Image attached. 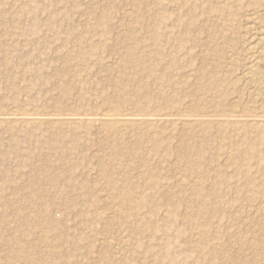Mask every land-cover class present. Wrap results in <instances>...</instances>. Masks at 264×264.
I'll list each match as a JSON object with an SVG mask.
<instances>
[{"label": "rangeland", "instance_id": "1", "mask_svg": "<svg viewBox=\"0 0 264 264\" xmlns=\"http://www.w3.org/2000/svg\"><path fill=\"white\" fill-rule=\"evenodd\" d=\"M251 42L263 74L264 0H0V115L252 109ZM143 129L0 121V264H264V141L241 172L214 128L132 157Z\"/></svg>", "mask_w": 264, "mask_h": 264}, {"label": "bare ground", "instance_id": "2", "mask_svg": "<svg viewBox=\"0 0 264 264\" xmlns=\"http://www.w3.org/2000/svg\"><path fill=\"white\" fill-rule=\"evenodd\" d=\"M256 19L252 18V20ZM254 43L255 42H251L250 44L248 43L249 45L247 46V56H245L247 65L244 74V78H246L247 81L256 85L255 91L253 92L254 100L252 101V109L245 107L242 111L231 113H215L211 115L194 114L192 112L177 115H156L152 113H134L123 115L114 109H107L101 114L93 115L94 117L86 114H68L65 117H62L60 114H30L10 111V113L1 114L0 121H9L12 127L14 126L15 128L18 125L31 127L43 124L44 122H47L50 128H56L63 125H67L69 128H76L80 125L96 123L101 130V133H104L107 136H113L117 134V130L123 125L133 128L143 127L145 132L142 135L146 138H149V141H151V149H148L146 151L147 153L145 154V152L140 153L133 148L130 149L124 147L125 149H130V151H127L130 156H134L135 158L140 157L141 159L145 158L146 156H149L147 158L149 159L162 155L161 144L163 140L160 138L162 134L160 133V130L163 128H166L173 133H181L185 135H192L197 131H205L214 128L218 133H220L221 136L225 138L228 137L230 140L234 139L236 141L235 144H240V146L247 144L245 151H242L240 147L238 151L239 156H233V159H236L235 163H239L238 169L241 172L247 167L248 169H252L250 166L251 161L254 159H262L261 152L253 146H255L254 144L256 143H262L264 141V73L261 74L259 73L260 70L258 71L260 57L258 55V44ZM233 104L235 105L234 108L239 107V105L235 102ZM247 110L254 111L255 113L249 115L247 114ZM194 151L195 150H193V152ZM125 152L126 151H124V149L120 146L114 150L113 155L117 158H120ZM203 152L204 149L201 147L198 153H200L202 157ZM258 167L264 170V165H259ZM198 171L200 174H205L204 170L201 168ZM145 173L148 174L149 172L146 171ZM262 207V210H264V206Z\"/></svg>", "mask_w": 264, "mask_h": 264}]
</instances>
